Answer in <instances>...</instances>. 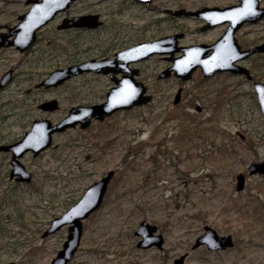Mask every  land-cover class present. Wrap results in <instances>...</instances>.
Masks as SVG:
<instances>
[{
    "label": "rangeland",
    "instance_id": "374dc122",
    "mask_svg": "<svg viewBox=\"0 0 264 264\" xmlns=\"http://www.w3.org/2000/svg\"><path fill=\"white\" fill-rule=\"evenodd\" d=\"M201 1L222 0H154L152 6L131 0H76L72 13H101L107 23L100 29L75 32L79 48L72 59L98 57L112 42L108 37L114 23L120 32L116 49L170 33L177 28L176 20L168 19L163 9L193 7ZM24 3L0 0V19L12 22L26 9ZM184 25L193 27L194 21ZM260 27L264 29V22L255 29ZM195 34L189 32L184 42L196 40ZM16 57L1 53L0 66ZM65 60L55 58L57 63ZM167 64L160 55L137 63L139 78L154 94L148 104L119 111L87 130L69 129L56 137L58 146L41 157L27 156L35 179L31 187L21 186L18 191L31 222L12 225L11 235L0 239V264H49L68 230L65 226L46 237L42 231L109 169H115L116 175L102 206L84 220L81 245L68 264H173L181 255L184 264H264V173L248 176L245 188L236 189V174L264 158V115L255 90L242 77L225 73L205 77L196 70L183 82L158 78ZM258 74L264 80V72ZM101 80L106 81L81 76L57 89L63 110L72 102H101L108 89L101 87ZM88 81L94 85L88 87ZM182 85L183 99L174 105ZM8 93L10 89L2 96ZM197 104L202 111L195 109ZM183 122L202 123L210 128V136L206 140L192 138L193 133L186 136ZM26 128L23 121L10 120L0 123V135L20 136ZM141 220L158 226L165 239L162 248L137 246L141 236L135 230ZM207 224L222 235L232 234L234 245L221 250L194 247Z\"/></svg>",
    "mask_w": 264,
    "mask_h": 264
},
{
    "label": "water",
    "instance_id": "95a60500",
    "mask_svg": "<svg viewBox=\"0 0 264 264\" xmlns=\"http://www.w3.org/2000/svg\"><path fill=\"white\" fill-rule=\"evenodd\" d=\"M74 0H27L32 3L29 10L20 16V21L11 28V34L15 37L8 44H15L19 49H25L30 46L36 39L37 30L47 24L57 12L67 9ZM143 3H151L153 0H137ZM177 11V13L181 12ZM201 11L186 12V14H199ZM223 16L217 17L214 21L221 22L231 19L232 28L230 27L219 40L212 45L192 44L178 45V39L183 33L168 34L153 40H143L128 47L120 49L117 56L112 59L108 58H90L80 63L67 67L58 68L42 81L44 85H58L66 79L77 74L94 71L97 73H109L113 69V63L119 59L123 60L121 64L124 73L122 78L116 79V85L112 86L107 92L104 101L88 105H77L70 109L69 114L57 123L50 120H36L32 127L25 133L23 138L12 144H0V150H11L13 153V168L11 176L17 175V179L31 182L32 172L20 161L19 157L26 151L32 150L35 154L48 148L52 144V136L56 131H64L67 128L75 127L80 124L81 128H86L92 120H104L118 110L131 109L134 106L144 105L150 102L153 95L148 92V86L141 80L135 78L139 74V68H129L128 64L133 61H139L148 58L154 54H169L167 59L172 60V64L161 71L159 78L169 77L173 71L177 77L187 80L191 78L193 72L200 67L204 76H212L216 72L232 71L233 73H246L251 75L249 70L237 63L248 54L255 51L264 52V42L255 48L241 50L234 36L235 30L243 24L244 21H257L264 17V7L259 6V0H242L240 4L222 9ZM68 20V19H67ZM73 26H84L89 28L98 27L102 22L99 14H82L75 15L70 19ZM64 25H69L64 21ZM208 24L205 27H210ZM203 27V28H205ZM8 34H0V46L5 43ZM226 41L228 46L232 47L226 51ZM231 43L233 46H231ZM209 52L210 50H212ZM182 51L178 56L176 52ZM209 52V53H208ZM11 71L5 73L2 77L1 85H4L10 78ZM261 110L264 114V81H258L254 84ZM181 98V89L175 96L174 102L177 103ZM57 105L55 99L44 102L43 108H54ZM197 110H201L198 105ZM249 174L264 173V159L261 161L251 162L248 167ZM115 174V170H109L104 176L94 181L88 186L83 195L66 211L54 217L47 228L43 231L42 236H48L63 226L68 225L67 238L62 247L52 258L50 264H67L77 252L83 235V220L92 212L98 209L103 202L107 192L108 185ZM237 189L242 190L246 183V173L240 172L236 176ZM157 226L146 220H142L137 234L141 236L137 246L147 248L152 245L162 246L164 237L162 234H155ZM207 245L211 250H221L234 245L231 234H219L218 231L210 226L205 225L204 232L200 234L194 243V247ZM185 255L174 259L173 264H184ZM8 264H13L9 262Z\"/></svg>",
    "mask_w": 264,
    "mask_h": 264
},
{
    "label": "flooded vegetation",
    "instance_id": "af4514ba",
    "mask_svg": "<svg viewBox=\"0 0 264 264\" xmlns=\"http://www.w3.org/2000/svg\"><path fill=\"white\" fill-rule=\"evenodd\" d=\"M75 1H73L67 9L57 12L55 14V16L47 24H45L41 28H39L37 30V35H36L35 41L30 46H28L27 48H25L23 50L19 49L15 44H8V43L11 39H13L15 37V34L10 35L11 28L15 27V25L17 23H19L20 16L29 10L32 3H28L27 0H25L24 5L26 6V9L17 13L15 15V19L12 22L11 21H4V20L0 19V34H8V36L5 40V43L2 46H0V55H1V53L8 51V52H11L12 54H15L17 56L15 61L8 60L4 65L0 66V98H6L5 100L0 102V123H2V125H3V123L8 122L10 120L13 122L16 121L18 123L23 121V126H27V128L24 129L23 133L20 136L19 135L4 136L1 134L0 135V144H12V143H15V142L21 140L23 138V136L25 135V133L32 127L33 123L36 120L48 119L52 123H57L69 114L70 109L73 106L82 105V104L83 105L94 104V103H83V102L75 103V102H72L66 110H63L62 100L57 95V89H59L63 86H68L70 84V83H68L69 81H71L75 78L81 77V76H86V75L106 79V81L101 80V87L105 88L106 86H108V89L105 90V98L103 100H101V102H102L106 99L107 92L110 90V88L112 86L116 85V79L122 78L124 73L129 74L127 71L126 72L122 71L123 67L121 64L123 63V60L119 59L118 61H115L113 63V66H112L113 69L110 70L109 73H97L94 71H87V72H83V73L77 74L75 76H72V77L66 79L64 82H62L58 85L47 86V85L42 84V81L50 74L51 71H53L55 69L67 67V66H70L73 64H77V63H80V62L87 60V59H90V58L112 59V58H115L117 56L116 53L120 49L134 44V43H132L128 46H124V47H120V48L116 49V46L119 44V40H117V36L119 35L120 32H119V29L116 27V23H114L115 28L113 26V29L111 30V32L109 30H107V32H110L108 40L112 41V42L108 43L107 48L105 47V49L100 51V54L98 57H89V58H84V59H80V60H73L72 55H73L74 51L79 48V44L77 42H75V40H76L75 37H77L75 35V32H80L83 30L84 31H91V30L100 29L102 27H105V24L107 23V21H106L107 19L105 17H103V15L101 13H98L102 23H101V25H99L96 28H88V27H84V26L70 25L72 22V21H70V19L73 18L75 15L87 14V13H78V14L72 13V10L70 8ZM131 1L136 3V4L143 5V6H152L151 5L152 2L147 4V3H143V2H140L137 0H131ZM241 1L242 0H238L236 2H234V0H222V1H217V2L201 1L198 3H194L193 7H186L185 6L186 4L179 6L177 8H174V9L166 7L163 10H164L167 18L176 20L177 28H174V30L170 33L163 34V35L155 37L153 39L165 36L167 34L183 33L182 36L179 38V41L177 43L178 45H192V44H201V43L207 44V45L215 44L219 40V38H221V36L230 27L232 28V21H231V19L223 20L221 22H215L214 20L217 17L219 18V16L221 17V15L223 16V13L221 12L222 9H225L227 7H230V6H234L236 4H240ZM259 6L264 7L262 0H259ZM180 10H182V11L177 13V11H180ZM194 11H201V12H199V14H186V12H194ZM187 20L194 21V26L193 27H189V25L185 26L184 22H186ZM64 21H66V23L69 25L61 26L64 24ZM263 22H264V17L257 20V21L246 20L243 22V24H241L235 30L234 36H235L241 50H248L251 48H255L256 46H258L264 42V29H262V27H260L258 30L255 29V26L261 25ZM208 24H210L212 26L205 27ZM203 27H205V28H203ZM189 32L196 33L195 35H198L199 37L194 41H191L188 43L184 42V39L188 35ZM208 33H212L211 37H209V39L208 38L201 39V38H204L205 36H207ZM136 42H138V41H136ZM226 46H227L226 51H228L229 48L232 49V47L228 46V41H226ZM231 46H233L232 43H231ZM88 47L90 48V45H88ZM85 51H87V50H85ZM211 51H213V49L210 50L209 52H211ZM61 56L66 58V60L63 63H61V62L57 63V61H55V58L61 57ZM161 57L168 61V64L166 65V67H168L171 62L168 59H166L165 56H161ZM12 58L13 57H10L11 60H12ZM137 63H138L137 61L130 62L128 64V67L129 68H139L137 66ZM237 63L244 66L245 68H247L251 75L249 76L246 73L237 74V73H233L232 71H221V72H216L215 74L212 75V77L216 76L217 74H222V73L229 74L231 76L237 75L239 77H242L245 82L252 84V86L255 90L256 99L258 101V94H257V91H256L254 84H255V82H258V81H264L262 79L263 76L261 74H258L260 72L261 73L264 72V52L263 51L252 52V53L248 54L246 57H244L243 59L237 61ZM197 70H200V73L203 75L200 68H198ZM8 71H11L10 78L7 80V82L4 85H1L2 77ZM140 73H141V69H140ZM170 77H175V76L172 75ZM135 78L136 79L139 78L137 76V74L135 75ZM175 78H177L181 82H183L180 78H178V77H175ZM87 85H88V87H90V86H93L94 84H90L88 81ZM7 89H10V93L7 94V97H3L2 92L7 90ZM179 89H181V98L178 101V103H180L183 99V94H184L183 93L184 92L183 85L179 86L177 88L176 93H177V91H179ZM149 91H150V89H149ZM176 93H175L174 98H173V104L174 105H178V103L174 102ZM48 94H50V95H48ZM53 99H55L57 102V105L54 108H51V109L50 108H43L42 104L44 102L51 101ZM95 103H98V102H95ZM200 111H202V107H201V110H199V112ZM104 120H102V121H104ZM97 121L102 122L101 120L94 118L92 120L91 124L89 126H87L86 128H81L80 124H78L77 126L67 128L64 131H56L53 133V136H52V144L48 148L42 150L38 154H35L32 150H28L22 156H20L19 157L20 161L33 174V178L31 180V182L19 180V179H17V175L11 176V171L13 168V163H12L13 153L11 150H8V151L7 150H0V188H3V190L2 189L1 190L2 191H8L9 187H13V186L16 187V185H18L19 187H21V186L31 187L33 185V181L35 179V173L26 162L27 156L31 155L33 158L41 157L45 152L49 151L53 147L58 146L57 145L58 143H56L55 139L59 134L66 133L69 129H73V128H77V127L81 130H87L92 126V124L94 122H97ZM25 122H28V123L30 122V124L25 125ZM240 136L242 137L243 140H246V138H247V136L243 133H240ZM65 159H66V157H65ZM109 170H111V169H109ZM243 172L246 173V177L248 178L247 171H243ZM104 175H102V176H104ZM115 175H116V170H115V174H114L113 178L115 177ZM113 178L111 179V181L108 185V189H107L106 194L109 191V187H110V184H111ZM92 183H90V184H92ZM88 186L86 187V189L88 188ZM4 188H6V190ZM85 190H84V192H85ZM83 193L81 194V196L83 195ZM106 194H105V196H106ZM78 199L73 200L64 209V211H66ZM94 212H92L91 214H93ZM62 213H60V214H62ZM141 221H140V223H141ZM140 223H139L137 229L135 230L136 235H139L136 233V231L138 230ZM151 224H153V223H151ZM66 226H67V230H68V225H66ZM154 233L155 234H162L159 232V229ZM138 242H137V244H138ZM163 245L161 247L158 245H152V246H154V247L157 246L159 248H162ZM152 246H150V247H152ZM147 248H149V247H147ZM11 262H13V264H15V261H11Z\"/></svg>",
    "mask_w": 264,
    "mask_h": 264
},
{
    "label": "trees",
    "instance_id": "16d2710c",
    "mask_svg": "<svg viewBox=\"0 0 264 264\" xmlns=\"http://www.w3.org/2000/svg\"><path fill=\"white\" fill-rule=\"evenodd\" d=\"M183 124L182 129H184L186 136L189 133H193L191 135L192 138L195 139L200 136L203 140L210 136V128L202 123L194 126L186 122H183ZM18 188H20L18 185L10 187L8 191H3L0 196V239L11 235V229L9 228L12 225L24 227L31 222L30 216L27 215L25 208L21 204Z\"/></svg>",
    "mask_w": 264,
    "mask_h": 264
}]
</instances>
